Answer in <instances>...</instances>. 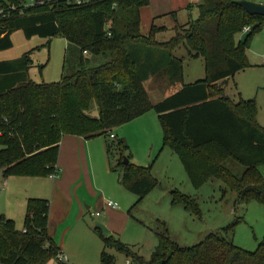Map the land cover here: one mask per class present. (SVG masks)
<instances>
[{"label":"trees","instance_id":"16d2710c","mask_svg":"<svg viewBox=\"0 0 264 264\" xmlns=\"http://www.w3.org/2000/svg\"><path fill=\"white\" fill-rule=\"evenodd\" d=\"M148 4L118 0L113 9V0L78 7L54 0L25 7L21 0H0V51L13 46L16 30L27 38L61 35L70 51L61 80L54 83L30 79L33 51L0 61L3 177L50 175L64 135L110 136L113 128L154 110L163 127V146L179 157L195 187L218 178L234 193L236 204H264V174L259 169L264 165V127L256 121L257 105L224 97L220 85L248 64L246 52L253 35L263 29L264 16L248 13L235 0H200L198 18L187 22L184 33L158 43V28L152 26L146 36L140 31V9ZM244 27L250 30L237 42ZM181 46L190 57L204 59V79L183 83V58L174 54ZM160 74L177 90L153 104L144 83ZM113 147L106 141L108 160ZM118 148L111 170L120 173L122 184L140 201L157 185L151 165L133 163L122 139ZM172 202L198 212L196 201L177 190L172 191ZM49 210L48 200L29 198L25 233L13 220L0 218V264H70L58 258L61 250L47 233ZM240 222L236 217L192 247L159 234L149 259L111 234L103 236L96 226L94 231L103 241L101 264H117L111 247L124 253L130 264H264V242L247 251L228 239Z\"/></svg>","mask_w":264,"mask_h":264},{"label":"rangeland","instance_id":"374dc122","mask_svg":"<svg viewBox=\"0 0 264 264\" xmlns=\"http://www.w3.org/2000/svg\"><path fill=\"white\" fill-rule=\"evenodd\" d=\"M152 1L153 5L149 0L150 3L141 8L142 29H148L147 17L156 5L167 9L170 5H180L182 0ZM259 1L264 3V0ZM197 8H193L191 16L186 11L181 13L178 22L188 20L189 16L197 19ZM184 27H177L171 36L184 33ZM247 33L239 32L236 41L244 40ZM168 35L169 32L159 35V41H169L171 36ZM11 40L13 46L0 51V61L16 59L33 51L30 79L37 83L61 80L66 54H70L61 35L27 38L22 30H16ZM174 54L183 58L184 84L205 78L203 58L190 57L182 46ZM246 55L248 64L220 85L223 94L234 102L240 101L239 96L243 100H254L257 105L256 121L264 127V27L253 35ZM66 71H71L69 64L66 65ZM144 86L152 103L177 90L169 85L167 77L162 74L150 77ZM93 108L96 114V104H93ZM112 133L116 138L104 135L97 137L98 140L104 141L105 138L114 144L109 155L111 167L116 165L119 158L118 142L121 139L129 146L126 155H131L133 163L145 167L151 165L157 185L144 198L139 201L136 195L126 189L120 173L110 170L103 150L96 148L89 156L86 149L84 154H79L78 148H75L78 150L77 156L69 162L74 149L71 147L64 151L63 167L58 170V176L64 175L63 183L58 177L51 179L49 175H11L4 178L0 170V218L13 220L16 229L22 231L27 200H48L50 219L47 233L56 246L68 255L70 264H101L103 241L94 231L96 222L109 227L112 236L146 259L150 258L158 245L159 234L167 233L181 247H192L203 241L209 233L227 227L236 217L241 218V222L234 234L228 237L230 241L247 251H254L264 242V204L256 200L236 204L234 193L218 178H211L201 187H195L179 157L163 146V127L154 110L113 128ZM3 148L4 145L0 144V150ZM259 169L264 174V165ZM173 190L194 199L198 212L173 203ZM109 201L116 203L117 207H109ZM87 205H91V208L86 209ZM108 251L115 256L117 264H130L127 256L114 247Z\"/></svg>","mask_w":264,"mask_h":264},{"label":"crops","instance_id":"0c3cea01","mask_svg":"<svg viewBox=\"0 0 264 264\" xmlns=\"http://www.w3.org/2000/svg\"><path fill=\"white\" fill-rule=\"evenodd\" d=\"M252 1L261 2L259 0H252ZM151 2L153 5L152 0H151ZM199 3H200V0H182L180 5H177V6L170 5L167 9L161 8V5H156V3H155L156 6L153 8L152 12L150 14H148V17H147L148 29H144V28L142 29V21H141V24H140L141 34L146 36L147 34H149L151 27L155 26L156 28L159 29V31H157V33L155 35V39L158 43H163V42L159 41L158 36L161 34L169 32L168 37H170L171 34H174L176 32L177 27L185 26L187 24V22H189V20H191V18H192V17L190 18V16H191L190 12H192L193 8L195 6H197ZM142 9L140 10V15L142 14L141 13ZM184 11H186V13H190V16H189L188 20L180 23V22H178V16L181 13H184ZM170 18H172L173 21ZM166 20L168 22H166ZM173 36L174 35H172L170 37V39ZM164 42H167V41H164ZM66 45H67V43H66ZM226 81H228V79ZM172 93H174V92H172ZM172 93H169V94L163 96L162 98L158 99L154 103L159 102L160 100L171 95ZM240 99H242L241 96H239V100ZM97 137H99V136L87 139V138L82 137V136L64 135L62 140H61V143H60L59 159H58V163H57L58 170L62 166L63 160L65 159L64 151L66 149L69 150V148H71V147H73L74 149L72 151V154L69 157V162H71L74 158H76L78 150H79V154L81 152L84 154L83 151H84V149H86L89 156H92V154H93L92 151L95 150L96 148H100L101 150H103L106 153V140H105V138L103 137L104 138V141H103V140H98ZM115 138H116V136H115ZM75 148H78V150H76ZM106 155H107V153H106ZM108 164H109V167L111 170L109 160H108ZM63 177H64L63 174L62 175L59 174V176H58L61 183H63V179H64ZM90 208H91V205H87L86 209H90ZM49 213H50V211H49ZM49 219H50V215H49ZM109 230L112 233V230L111 229H109ZM61 252H62V250H61ZM62 253L66 256V261L68 263H70L69 262L70 259H69L68 255L64 252H62ZM128 262L130 263V260H128Z\"/></svg>","mask_w":264,"mask_h":264},{"label":"built area","instance_id":"2783aa9c","mask_svg":"<svg viewBox=\"0 0 264 264\" xmlns=\"http://www.w3.org/2000/svg\"><path fill=\"white\" fill-rule=\"evenodd\" d=\"M50 1H54V0H21L22 5L25 7L35 6L38 4L42 5V4H44L46 2H50ZM61 1H63L65 4H67L69 6L78 7V6H86V5H89V4L96 2V1L101 2V1H105V0H61ZM112 7H113V9H116L118 7V0H113ZM12 9H14V7H12ZM249 30H250V27H244L242 31L248 32ZM110 137L114 138V135L111 134ZM55 169L56 170L49 175V177L51 179H55L56 177H58V168L56 167ZM108 206L114 209L117 207V204L109 201ZM91 215L93 216L94 214L92 213ZM23 232L25 233L26 230L24 229ZM58 258L61 260H66V256L62 252L59 253Z\"/></svg>","mask_w":264,"mask_h":264},{"label":"water","instance_id":"95a60500","mask_svg":"<svg viewBox=\"0 0 264 264\" xmlns=\"http://www.w3.org/2000/svg\"><path fill=\"white\" fill-rule=\"evenodd\" d=\"M236 4L240 5L241 7H243L248 13L252 14V15H260V16H264V3L262 2H251V1H247V0H236L235 1ZM224 97H226V95H223ZM124 163H128L127 158H124ZM97 228H99L103 234V236H108L111 234V231L109 230V228L103 224H101L100 222H96L95 225Z\"/></svg>","mask_w":264,"mask_h":264}]
</instances>
